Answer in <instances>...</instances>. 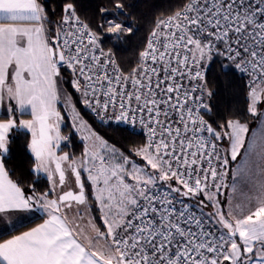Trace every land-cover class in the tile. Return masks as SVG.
I'll return each mask as SVG.
<instances>
[{
  "label": "snow or ice",
  "instance_id": "obj_1",
  "mask_svg": "<svg viewBox=\"0 0 264 264\" xmlns=\"http://www.w3.org/2000/svg\"><path fill=\"white\" fill-rule=\"evenodd\" d=\"M132 32L71 0L55 23L43 0H0V264H264V0H178L122 67L102 37ZM216 58L250 77L246 113L206 119ZM58 105L82 134L78 157L58 155ZM78 105L144 139L109 143ZM13 129L31 133L46 190L6 167Z\"/></svg>",
  "mask_w": 264,
  "mask_h": 264
},
{
  "label": "trees",
  "instance_id": "obj_2",
  "mask_svg": "<svg viewBox=\"0 0 264 264\" xmlns=\"http://www.w3.org/2000/svg\"><path fill=\"white\" fill-rule=\"evenodd\" d=\"M43 2L50 19L55 23L62 14L64 3L69 2V0H43ZM71 2L75 3L78 15L84 20L91 21L93 25L106 19H116L124 22L126 27H132L133 32L121 33L119 41L116 40L115 35L104 34L102 37V46L105 50L111 49L117 62L122 67H129L138 60L139 51L143 49L155 20L169 14L178 0H121L124 9L123 14L120 15H115L113 0H71ZM101 7L107 8L108 12L100 15L99 8ZM206 80L208 89L212 93L210 97L206 95L207 104L212 110L211 114L206 116L207 119H220L246 113L249 85L241 72L235 68L222 72L220 70V58H216L210 63ZM65 86L70 92H74L70 85ZM59 108L64 117L61 131L69 138V142L64 147L70 155L74 154L78 157L83 151L84 143L74 131L63 106L60 105ZM78 109L98 133L118 147H127L132 141L139 142L144 139L141 133L129 137L125 128L100 121L83 105H78ZM254 125L255 122H251L250 128ZM9 136L10 151L4 159L6 167L13 174V178L22 179L25 184H35L38 190H46L49 184L47 177L41 173H35L33 170L34 156L28 148L31 133L26 129H13ZM38 220L39 218L22 225L20 230L33 225ZM3 236L6 235H2L0 238Z\"/></svg>",
  "mask_w": 264,
  "mask_h": 264
},
{
  "label": "crops",
  "instance_id": "obj_3",
  "mask_svg": "<svg viewBox=\"0 0 264 264\" xmlns=\"http://www.w3.org/2000/svg\"><path fill=\"white\" fill-rule=\"evenodd\" d=\"M59 106H60V105H58V107H59ZM4 112H5V108H4V107H0V117L3 116ZM21 118H23V119H30L31 117L28 116V115H25V116H23V117H21ZM61 127H62V125H61ZM255 127H256V124H255L254 127H252V128H255ZM61 133H62V131H61ZM9 135H10V134H9ZM62 135H63V133H62ZM64 146H65L64 141H61L60 149H59V151H58V155H61V154H63L65 151H68V150L65 149ZM68 152H69V151H68ZM41 174H43L44 176H46V174H44L43 172H41ZM39 215H40L39 213L21 214V219H20L19 223H20V225L22 226V225H24V224H26V223H28V222L34 220V219L39 218ZM39 222H40V220H38L36 223H39ZM34 225H35V223H34L33 225H31V226H34ZM29 227H30V226H29ZM22 230H27V228L22 229ZM0 236H2V235H0ZM2 238H6V236L1 237L0 239H2Z\"/></svg>",
  "mask_w": 264,
  "mask_h": 264
},
{
  "label": "built area",
  "instance_id": "obj_4",
  "mask_svg": "<svg viewBox=\"0 0 264 264\" xmlns=\"http://www.w3.org/2000/svg\"><path fill=\"white\" fill-rule=\"evenodd\" d=\"M209 66H210V64H209ZM209 66H208V68H209ZM207 71H208V69H207ZM245 77H246V79H247V83H248V85H249V83H250V77L246 74V73H242ZM206 75H207V72H206ZM206 95L207 94H205V102L207 103V98H206ZM206 119H207V117H206ZM104 123H107V124H114V125H117V126H120V127H123V128H125L126 126L125 125H123V124H117L116 122H104ZM136 132L137 133H141L143 136H144V134H143V131L140 129V127L137 125L136 126Z\"/></svg>",
  "mask_w": 264,
  "mask_h": 264
},
{
  "label": "rangeland",
  "instance_id": "obj_5",
  "mask_svg": "<svg viewBox=\"0 0 264 264\" xmlns=\"http://www.w3.org/2000/svg\"><path fill=\"white\" fill-rule=\"evenodd\" d=\"M66 111V110H65ZM66 113L68 114V116H69V118H70V121H71V124L73 125V121H72V119H71V113L70 112H68V111H66ZM82 115V114H81ZM85 119V118H84ZM86 120V119H85ZM87 121V120H86ZM88 122V121H87ZM88 124L90 125V123L88 122ZM61 125H62V123H61ZM61 127V126H60ZM90 127H91V129L93 130V131H95L98 135H100L101 137H103L100 133H98L91 125H90ZM73 129H74V131L78 134V136H79V138L82 140V142L84 143V141H83V139L81 138L82 137V134L80 133V132H77L76 131V129L73 127ZM86 134V133H85ZM64 135V134H63ZM65 136V135H64ZM104 138V137H103ZM105 139V138H104ZM69 142V139L68 140H64V143L66 144V143H68ZM109 143H111V142H109ZM65 152H67V153H69L68 151H65ZM64 152V153H65ZM70 154V153H69Z\"/></svg>",
  "mask_w": 264,
  "mask_h": 264
}]
</instances>
